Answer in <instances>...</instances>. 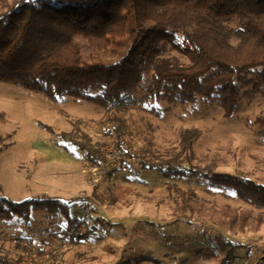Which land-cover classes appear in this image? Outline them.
<instances>
[{
	"label": "trees",
	"instance_id": "trees-1",
	"mask_svg": "<svg viewBox=\"0 0 264 264\" xmlns=\"http://www.w3.org/2000/svg\"><path fill=\"white\" fill-rule=\"evenodd\" d=\"M170 52L177 56H168ZM0 82L53 100L71 96L99 106L101 123H109L120 150L128 130L125 112L139 103V93L151 105H218L229 119L248 96L244 89L253 86L260 92L264 87V0H0ZM168 110L149 108L156 116ZM254 124L264 136V113ZM79 125L54 135L104 170L111 162L100 152L102 144L95 150ZM202 137L198 128H181L178 150L162 154L148 147L140 153L141 168L168 180H205L215 190L264 209V185L243 173H220L214 163H198L195 145ZM76 201L0 198V236L14 219L30 222L32 214L45 213L63 218L65 229L56 231L63 241L82 243L86 220L72 217ZM189 202L184 198L182 212L193 211ZM218 223L234 232L260 227L249 211H221ZM15 241L17 249L34 251L36 260L49 258L56 264L62 255L44 241L48 248H37L25 237ZM238 247L218 244L226 253L220 264H227ZM0 264L28 263L0 246Z\"/></svg>",
	"mask_w": 264,
	"mask_h": 264
},
{
	"label": "rangeland",
	"instance_id": "rangeland-1",
	"mask_svg": "<svg viewBox=\"0 0 264 264\" xmlns=\"http://www.w3.org/2000/svg\"><path fill=\"white\" fill-rule=\"evenodd\" d=\"M85 55L90 58V52ZM243 93L248 96L229 119L218 105H151L139 93V103L125 112L128 130L120 150L109 123H101L99 106L71 96L53 100L0 82V198L77 200L71 215L86 220L81 232L86 241L76 243L59 237L56 231L65 229V223L57 215L34 213L30 222L14 219L1 230V249L28 264H51L49 258L36 260L30 246L16 248L13 240L25 237L37 248H48L44 241L61 253L56 264H220L226 253L218 244L232 242L239 247L227 264H264V209L215 190L205 180L165 179L142 169L139 160L148 147L162 154L176 152L181 128L194 127L203 131L195 145L201 166L214 163L220 173H243L264 185V136L254 124L264 113V87L255 92L250 86ZM153 105L169 110L156 116L149 112ZM76 123L95 147L101 143L102 151L110 148L116 166L94 167L76 146L54 135L72 132ZM187 197L193 211L182 212ZM221 211H249L260 227L223 229Z\"/></svg>",
	"mask_w": 264,
	"mask_h": 264
},
{
	"label": "built area",
	"instance_id": "built-area-1",
	"mask_svg": "<svg viewBox=\"0 0 264 264\" xmlns=\"http://www.w3.org/2000/svg\"><path fill=\"white\" fill-rule=\"evenodd\" d=\"M95 149L98 150V147H95ZM102 149H103V148L99 149L100 152H101L102 154H104V156H106V157L110 160L111 163L116 164V162L113 161V159H112L113 154L111 153L110 148H106V149H104L103 151H102ZM109 152H110V153H109ZM15 242H16V241H15ZM24 244H25V243H24ZM25 245H26V244H25Z\"/></svg>",
	"mask_w": 264,
	"mask_h": 264
}]
</instances>
